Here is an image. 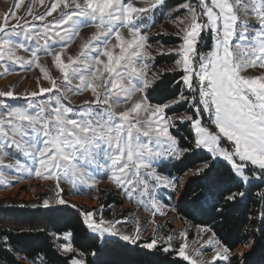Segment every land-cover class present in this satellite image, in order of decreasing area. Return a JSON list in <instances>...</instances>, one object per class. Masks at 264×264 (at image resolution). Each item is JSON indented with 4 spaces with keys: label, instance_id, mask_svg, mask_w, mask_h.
<instances>
[{
    "label": "snow or ice",
    "instance_id": "snow-or-ice-1",
    "mask_svg": "<svg viewBox=\"0 0 264 264\" xmlns=\"http://www.w3.org/2000/svg\"><path fill=\"white\" fill-rule=\"evenodd\" d=\"M23 3L19 0L14 8ZM163 4L164 0H55L45 14L33 16L31 7L27 13L33 21H45L59 11L58 18L46 24L30 23L15 10L0 18V74H14L13 66L36 68L48 83L45 87L38 81L35 90L21 94L0 90V184L10 187L19 173L51 180L55 198L39 206L77 208L61 195L60 181L95 187V173L104 171L129 200L143 203L148 197L155 214L161 210L155 191H175L181 183L158 173L157 162L182 161L188 153L202 150L207 154L201 156L202 166L191 174H206L213 160L226 163L235 190L229 187L220 194L224 203L244 198L242 189H251L255 181L264 187V73L243 74L250 68L264 69V0H184L177 5L186 14L179 19L183 42L175 61L183 72L184 90L153 103L149 89L156 81L149 78L148 63L153 57L142 29L147 27L145 14ZM85 27L95 31L82 41L77 54L67 53ZM205 29L215 33L214 48L198 53L196 45ZM21 50L28 55H20ZM43 57H51L58 76L41 63ZM88 92L90 98L73 103L72 97ZM185 105L191 114L180 111ZM176 122L187 123L194 132L186 146L170 131ZM257 195L264 205V191ZM216 211L222 213L220 208ZM82 222L92 234L83 250L73 231L58 237L65 264H98L89 257L102 254L98 241L104 248L113 243L108 237L145 250H171V236L143 240L139 227L133 233L120 231L115 223L97 218L96 212H83ZM201 231L210 233L206 244L213 249L211 258L203 259L200 251L191 254L186 233L180 234L185 240L177 255L188 264H233L232 250L216 233L207 227ZM256 231H264V226ZM244 247H252V242ZM243 256L241 252L238 264H243ZM38 258L40 264H50L42 255Z\"/></svg>",
    "mask_w": 264,
    "mask_h": 264
},
{
    "label": "trees",
    "instance_id": "trees-1",
    "mask_svg": "<svg viewBox=\"0 0 264 264\" xmlns=\"http://www.w3.org/2000/svg\"><path fill=\"white\" fill-rule=\"evenodd\" d=\"M183 2L184 0H168L166 7L175 8ZM174 57H158L154 64H172L175 62ZM181 76L182 73H165L159 76L153 88L149 89L151 101L159 103L171 99L173 93L183 90ZM186 109L185 105L180 111L185 112ZM174 134L185 146L193 138L192 129L187 123L180 125ZM202 155L207 154L202 150L188 153L184 160L176 161L168 167L169 176L181 181L176 189L180 196L179 208H174L173 211L176 220L184 227L211 228L232 252L240 247L246 248L244 243L250 241L252 247L243 253V264H264V231H256L264 226V205L257 195L264 191V187L259 186V181L253 182L251 189L247 186L242 189L246 191L244 198L224 203L220 194L229 187L235 190L228 166L222 161L213 160V167L206 174L193 176L191 170L202 166ZM185 180L186 185L181 192V185ZM100 201L101 204L104 203L102 199ZM116 201L114 198L109 199L108 205L116 204ZM39 205L41 203L18 204L12 199L0 203V225L5 223L11 227L0 230V260L7 261V264H27V261L36 260V264H40L38 257L42 255L50 264H65L66 257L58 251L55 238L68 230L75 233L77 246L81 250L87 245V237L92 235L82 222L83 212L87 209L79 208V205L77 208L57 206L45 209ZM217 208L222 209V213L216 211ZM109 240L113 243L107 248L98 241L99 247L104 250L98 257L89 259L98 261V264H188L175 251H150L120 240ZM9 246L12 248L11 252L8 251ZM238 258L231 259L233 264H238Z\"/></svg>",
    "mask_w": 264,
    "mask_h": 264
},
{
    "label": "rangeland",
    "instance_id": "rangeland-1",
    "mask_svg": "<svg viewBox=\"0 0 264 264\" xmlns=\"http://www.w3.org/2000/svg\"><path fill=\"white\" fill-rule=\"evenodd\" d=\"M168 0H164V4L158 6L150 14H145L148 17L144 23L147 24L146 28L142 29V33H146L148 36V49L153 59L148 61L150 64L149 78H155V81L159 76L165 73H182L183 72L176 68L175 62L163 66H155L154 61L158 57H174L176 61L180 58L177 49L182 44L181 28L183 24L179 23V19L185 18V10H177L175 8L166 7ZM19 0H0V18L8 15L12 11H16V14L20 17H26L30 23H36L37 25L46 24L48 21H52L58 18L59 11L47 17L45 21H33L32 16H28L27 13L29 8H32V15H42L50 10L51 6L55 3V0H44L43 4L39 3V0H24V3L19 9H15L14 6ZM11 23H16L13 20ZM95 31L92 27H85L81 30L80 37L67 49V53L73 55L77 54L80 50V45L83 40L90 37ZM176 41V42H175ZM177 43V44H175ZM215 44V33L205 29L201 32L200 41L197 43L198 53H210ZM171 50V51H170ZM20 55L27 56L22 50ZM198 59V57H197ZM41 63L47 65L53 76H58L59 73L52 66L51 57H43ZM195 63V62H194ZM198 67V65H196ZM14 74L3 75L0 74V90H14L17 94L25 93L26 91L35 90L38 87V81L47 87V81L41 79L42 74L39 69L33 68L31 71H25L20 69L18 66ZM171 70V71H170ZM264 73V69L259 67L250 68L245 73V76H256ZM153 74H157L155 77ZM184 90V85H183ZM186 94H188L186 92ZM91 93H84L78 97H72L74 104L79 105L84 100L90 98ZM11 103H22V101H10ZM130 106V105H129ZM186 110L191 114L190 108L186 105ZM169 109L168 111H170ZM204 123H207V114H204ZM185 123L176 122V126L171 128V133ZM209 127L214 128L213 125ZM193 132V130H192ZM194 136V132H193ZM178 138V137H177ZM179 140V138H178ZM206 153V151H204ZM175 160L157 162L156 171L164 177H170L167 173L168 167H170ZM20 178L18 180H10L11 186L5 188L4 185L0 184V203L7 199H12L16 203L21 202H32L41 203L44 199L55 198V185L51 180H45L37 178L35 176H28L27 174L19 173L16 174ZM97 180L99 181L95 187L88 185L69 184L67 181L61 180L60 187L63 189L61 195L71 204L79 205L87 209L86 211H92L97 213V218L103 217L106 221L113 222L116 224V228L126 233H133L137 227L142 230L143 240H148L154 236L156 237H172L171 250L178 252L179 247L184 242V236L180 235L186 233V240L189 245V251L194 255L195 251L203 253V259L208 260L213 255V249L211 246L206 244L209 239V234H204L201 229L195 226H183L182 223L178 222L175 218L174 208H179V198L177 190L173 191L171 188L159 187L154 195L161 205V210L155 212L151 208V203L148 197L143 198V203H138L136 198L129 200L125 194L118 188H116L108 179L107 173L104 171H98L95 173ZM171 178V177H170ZM188 179V178H187ZM186 179V180H187ZM186 180L182 182L180 191L186 185ZM258 182V181H255ZM117 199L116 204L113 203L108 205L109 199ZM104 201L101 204L100 200ZM66 206V205H65ZM103 206V207H102ZM102 208V210H101ZM119 221L118 223H116ZM153 221L155 223H153ZM11 228L9 225L3 223L0 225V230L5 228ZM108 239L118 240L116 237H108ZM142 240V242H143ZM56 246L60 243L58 237L55 238ZM160 246V245H158ZM247 248H238L233 252L231 259L239 257V254L246 252ZM187 262V261H186ZM188 263V262H187ZM217 264H225L223 261H217Z\"/></svg>",
    "mask_w": 264,
    "mask_h": 264
}]
</instances>
